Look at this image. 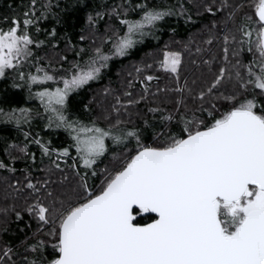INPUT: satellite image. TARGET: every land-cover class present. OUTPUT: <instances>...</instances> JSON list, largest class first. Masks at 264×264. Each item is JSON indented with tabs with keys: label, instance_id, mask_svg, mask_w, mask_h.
<instances>
[{
	"label": "snow or ice",
	"instance_id": "snow-or-ice-1",
	"mask_svg": "<svg viewBox=\"0 0 264 264\" xmlns=\"http://www.w3.org/2000/svg\"><path fill=\"white\" fill-rule=\"evenodd\" d=\"M221 7L231 9L228 19L233 31L239 33V37L231 33L224 37L226 63L206 81V88L194 94V99L200 101L198 107L190 108L181 97L177 104L184 111L178 107L175 114H162L160 119L165 123L161 131L144 119L145 127L153 129L155 139L151 146L143 143L140 128L129 127L130 121L121 119V110L131 116L128 106L137 100L128 99L125 103L117 96L111 111L105 109L100 117L109 121L101 127L96 119L84 122L70 117L69 97L98 80L113 57L128 55L145 37L153 35L166 18L183 15V5L177 11L175 6L149 4V0H121L110 9L89 14L87 21L93 31L98 30L96 26L105 16L109 20L115 17L118 23H106L101 43L83 62L73 61L67 69L61 65L63 74L52 69L50 63L47 67L39 64L34 46L44 42L30 33V26L51 11V0L39 4L38 0H30L29 10L23 14V27L13 17L9 27L0 28V79L14 73L28 87L29 96L33 86L39 85L35 96L48 114L46 126L65 129L74 143L54 149L49 147L50 142L43 143L35 137L32 142L40 147L42 155H56L51 161L56 169L61 168L56 161L65 157L64 163L76 177L73 185L59 190L50 189L48 181L38 188L28 180L31 192L24 197L23 208L17 210L13 205L11 211L17 220H22L26 212L38 223L35 241H22L24 251L32 255H22L5 243L0 247V264H264V102L257 99L264 97V0H240L234 5L224 0ZM205 10L215 12L211 4L205 5ZM137 12L138 18L129 15ZM185 19L191 20V16ZM229 40L238 41L233 56L247 51L253 54L252 60L229 61ZM105 42L109 45L107 50ZM182 62L181 52L163 51L158 63L179 81ZM205 63L211 65V61ZM25 65L35 70L25 71ZM142 72V68L136 69V79L147 93L148 82L157 77H142ZM228 83L230 89L224 90ZM14 86L21 87L15 83ZM187 87L185 79L184 86L174 91L183 93ZM188 93L193 95V89L188 88ZM144 98L141 96L140 100ZM217 101L226 102L227 107H218ZM31 111L0 108V120L20 126L29 122ZM161 111L158 107L149 108L152 113ZM173 121L181 125L178 130L171 127ZM109 139L113 144L124 145L127 155L118 169L104 170L107 175L97 191L88 177L95 176L94 166L108 151ZM133 139L134 151L127 149ZM12 147L28 153L27 145ZM71 147H75V157L70 153ZM28 155L35 159L34 154ZM81 163L83 170L78 167ZM7 167L0 161V168ZM20 191L16 189L17 193ZM0 211L7 215L9 209ZM46 226L50 227L44 232ZM41 232L54 241L51 259L45 255L48 241L40 238Z\"/></svg>",
	"mask_w": 264,
	"mask_h": 264
},
{
	"label": "trees",
	"instance_id": "trees-1",
	"mask_svg": "<svg viewBox=\"0 0 264 264\" xmlns=\"http://www.w3.org/2000/svg\"><path fill=\"white\" fill-rule=\"evenodd\" d=\"M40 2L48 3V0H38V4ZM120 2L121 0H51V11L46 18L40 19L37 24L30 26L32 37L44 42L39 46H34V55L39 57V64L47 67L50 63L52 69L58 71L61 65L70 67L73 61L83 62L84 53H90L96 45L101 43L106 23H118L115 17L109 20V17L105 16L96 26L98 30L93 31L87 21L88 15H94L98 10L110 9L111 6ZM135 2L137 0H133V3ZM239 2L240 0H228L230 5ZM223 3L224 0H149V4L175 6L177 11L180 10V5H183L186 11L183 15L166 18L153 35L145 37L142 42L136 45V48L129 51L128 55L110 60L107 70L101 74L98 80L89 82L78 92H75V98L70 99V117H78L84 122L96 119L101 127H105L109 121L100 117L105 109L111 111V105L115 103L117 96L125 103L128 99H135L138 103L128 106L131 116L122 109L121 119L129 120V127L135 125L140 128L143 143L153 145L155 139L153 129L145 127L144 119H147L156 131H161L162 125L165 123L160 119L162 114L167 115L169 112L175 114L178 107L181 112L184 111L183 107L177 104L181 97L190 108L198 107L200 101L194 99V94L201 88H206V81H210L213 78V73L226 63L223 51L225 35L231 33L239 37V33L233 31L232 21L228 19V12L231 9L221 7ZM29 4L30 0H0V28L9 27L13 17L19 19L21 27H23V14L29 10ZM208 4H211L215 9L214 13L205 10V5ZM245 10L252 12V9L249 8ZM36 15L39 16L40 12L37 11ZM129 15L132 18L139 17L138 12L129 13ZM186 16H191V20L186 21ZM5 17L8 19L5 20ZM36 28L40 30L36 31ZM53 29H55V35L52 34ZM81 36H84L85 39L81 40ZM209 41L211 42L209 43ZM237 46L238 41L234 43L229 40L227 44L229 61L232 63H235L237 59H241L244 63L251 61L253 54L247 51L242 52L239 57L232 55ZM104 47L105 50L108 49L107 42L104 43ZM163 51L182 53L183 62L179 81L175 79L174 74L160 68L158 62L163 58ZM77 53L80 54L77 55ZM64 57H67V60H64ZM205 61H211V65L206 64ZM146 65L152 67L146 68ZM210 67L211 72L209 71ZM137 68L143 69L142 77L147 74L157 77V79L148 82L147 93L144 91V85L136 79ZM228 68L229 71L233 70L231 64H228ZM243 71L244 69L241 68V72ZM5 78L9 80L7 86L12 85L10 87L14 88V83L21 85L19 90L9 88L3 93L4 99L1 101L5 102L6 111L11 110L14 106L16 109H31L30 122L34 118H37L38 122L36 123L35 120L31 125L23 123L20 126H17L15 122L0 125V161L8 165L7 168H0V209H9L7 215L0 211V229L4 227L8 229L7 232L0 231V247L7 243L22 255L31 256L30 252L24 251L22 241L25 239L28 240V243L35 241L34 233H36L38 223L26 212L23 213L22 220H17L11 207L15 205L17 210L23 208L24 197L31 192L27 188L28 180H31L38 188L44 181H48V187L53 190L69 187L76 180L72 169L68 165L59 163V160L56 162L61 165V168L56 169L51 162L56 159V155L51 158L42 155L40 147L32 142L33 137L40 139L43 143L50 142L49 147L54 149L69 147L74 142L68 131L63 128L47 127L48 119L37 117L42 111L36 110L32 105L39 103L32 101L28 87L23 81H19L14 73ZM185 79H187L188 87L184 88L183 93L174 91V89L184 86ZM230 87V83L225 84L224 90H229ZM188 88L193 89V95H189ZM131 91L134 92V95H126ZM32 92L34 93V87ZM141 96L145 98L140 100ZM207 99L208 97L205 98L206 101ZM257 99L264 102V97H257ZM216 103L218 107H227L224 101ZM157 107L162 111L149 112V108ZM205 107H208L207 103H205ZM196 115L199 116L201 113L197 112ZM204 115L206 116V113ZM114 118L115 113H113ZM180 126L176 121H173L171 125L173 130H178ZM25 133H29V135L25 136ZM135 143L134 141L129 142L127 149L134 151ZM13 145L20 147L27 145L28 153L34 154L35 159L33 160L28 153L20 152L19 148L12 147ZM70 149L72 155L74 147ZM126 155L127 150L124 145L109 146L108 151L94 166L96 168L95 177L90 178V175L88 177L89 183L94 186L95 190H99L107 175L104 170L112 171L121 167ZM13 156L16 159H12ZM79 168L83 170L81 167ZM17 188L21 189L19 193L16 192ZM47 227L50 226H46L44 232ZM44 232L39 233V236L48 241L45 255L51 259L54 254L51 244L54 241ZM13 258L18 259L15 256Z\"/></svg>",
	"mask_w": 264,
	"mask_h": 264
},
{
	"label": "rangeland",
	"instance_id": "rangeland-1",
	"mask_svg": "<svg viewBox=\"0 0 264 264\" xmlns=\"http://www.w3.org/2000/svg\"><path fill=\"white\" fill-rule=\"evenodd\" d=\"M134 48H136V46L134 47ZM88 54H90V53H88V52H85L84 53V55H83V59L85 60L86 58H87V55ZM116 58H119V57H113L111 60H114V59H116ZM41 65V64H40ZM71 65V64H70ZM25 67H26V70L25 71H29V70H31V71H34L35 69H34V67H32V66H30V65H25ZM64 69H67V68H69V67H63ZM108 68V67H107ZM107 68H105V69H103L102 70V73L105 71V70H107ZM59 74H63L62 73V71H61V68H59L58 69V71H57ZM101 73V74H102ZM20 81V80H19ZM6 82V83H5ZM9 82V80H7L6 78H2V79H0V108H2V109H4L5 111H6V106H5V102H3V101H1V100H3L4 99V95H3V93L4 92H6V91H8V89L9 88H12V87H10V86H12V85H9V86H7L8 83ZM14 83V82H13ZM62 86V85H61ZM14 87V86H13ZM34 87V93H33V95L32 96H30V98L32 99V101L34 100V102L35 101H37L39 104H37V103H35V104H33L32 105V107L33 108H35L36 110H38V111H42L41 113H40V115H38L37 117H40V118H43V117H46L47 118V116H48V114L45 112V110H44V107H43V105L40 103V100L35 96V92L39 89V85H34L33 86ZM13 90H15V89H17V90H19L20 89V87L19 88H12ZM131 93V95H134V92H130ZM74 94L75 93H73L70 97H69V101H70V99L73 97V98H75L74 97ZM26 98H27V95L25 96ZM12 109H16V106H14ZM69 109H70V106H69ZM35 120H36V123L38 122V119L37 118H34V119H32V121L30 122V120H29V122L27 123V124H32V123H34L35 122ZM9 124L10 122H5V121H3V120H0V125H6V124ZM141 139H142V137H141ZM131 141H134L135 142V140L133 139V140H131ZM130 141V142H131ZM106 143L108 144V148H109V146L110 147H114V146H120V145H117V144H113L112 143V141L109 139V140H106ZM122 145V144H121ZM74 151H73V157H75L76 156V150H75V147H74V149H73ZM70 152H72V150L70 149ZM107 152V151H106ZM105 152V153H106ZM104 156V155H103ZM101 158V157H100ZM64 160H65V157H62L61 156V158L59 159V163H61V164H63V165H66L65 163H64ZM79 167H81L82 169H83V164L81 163V164H79ZM94 178L95 176H92L91 174H90V178Z\"/></svg>",
	"mask_w": 264,
	"mask_h": 264
}]
</instances>
